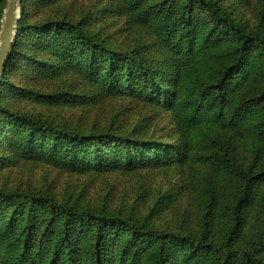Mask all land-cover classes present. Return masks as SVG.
<instances>
[{
	"label": "trees",
	"instance_id": "16d2710c",
	"mask_svg": "<svg viewBox=\"0 0 264 264\" xmlns=\"http://www.w3.org/2000/svg\"><path fill=\"white\" fill-rule=\"evenodd\" d=\"M123 1L138 28L156 38L164 57L99 40L69 12H52V0H21L3 86L23 47L38 49L35 55L66 60L114 95L146 100L155 108L149 121L154 114H167L175 140L157 142L138 135L136 127L70 129L38 117L35 102L26 96L17 109L0 99V169L27 153L101 171L169 165L204 182L211 206L231 216L232 236L244 227L252 233L251 244L217 239L208 220L198 230L177 232L175 214L161 205L158 194L140 212L133 204L131 214L121 217L0 188V264H264V225L256 220L245 225L246 209L255 217L262 208L264 167L245 168L232 155L239 130L264 142V30L248 29L219 0ZM7 5L0 0V32ZM94 6L117 33L120 16L109 5ZM26 91L33 99L65 98L64 93ZM171 196L176 200L175 193ZM182 207L184 220L196 223L195 202L184 198Z\"/></svg>",
	"mask_w": 264,
	"mask_h": 264
},
{
	"label": "rangeland",
	"instance_id": "374dc122",
	"mask_svg": "<svg viewBox=\"0 0 264 264\" xmlns=\"http://www.w3.org/2000/svg\"><path fill=\"white\" fill-rule=\"evenodd\" d=\"M52 1V12H69L70 18L81 21L90 34L98 35L96 38L99 40L105 39L125 48H140L148 54L164 57L156 38L138 28L129 17L123 0H76V6L72 0ZM219 1L248 29L264 30V0ZM94 4L109 5L120 16L121 25L117 33L106 14L97 10ZM20 14L22 17V9ZM37 50L29 51L24 46L23 54L15 58V68L7 77L9 84L4 87L2 81L0 85L3 104L17 109L21 97L26 96L35 102L34 110L38 117L66 128L102 130L111 126L121 131H131L136 127V132L142 137H155L154 141L157 142L175 140L173 123L169 116L166 117L167 114H154L149 121L148 116L155 108L147 107L146 100L135 96L132 99L125 96L127 94L114 95L96 80L85 77L75 65L46 53L35 55ZM40 61L54 65L45 68ZM29 89L44 90L55 95L64 93L65 98L53 100L36 96L33 99L26 91ZM235 136L239 138L232 150L233 157L245 168L253 164L256 169L264 167V142H259L258 138L243 130H239ZM27 154L19 156L13 166L0 169V188L47 195L59 203L68 202L80 209L89 208L121 217L131 214L133 204L140 212L147 205V200L158 194L161 205L175 214L177 232L185 234L198 230L208 220L215 225L217 232L214 236L217 239L228 237L239 246L251 244L252 233L244 227L237 236H232L231 216L226 212L220 215L219 209L211 206L209 187L196 176H185L178 168L148 165L132 170L116 166L105 172L94 166L79 168L59 162L57 158ZM172 193L177 195L174 201L171 200ZM184 198L195 202L199 215L196 223L184 220ZM258 202L262 208L257 216H253V210L246 209V227L253 226L254 220L264 225V196L258 197Z\"/></svg>",
	"mask_w": 264,
	"mask_h": 264
},
{
	"label": "water",
	"instance_id": "95a60500",
	"mask_svg": "<svg viewBox=\"0 0 264 264\" xmlns=\"http://www.w3.org/2000/svg\"><path fill=\"white\" fill-rule=\"evenodd\" d=\"M21 0H8L0 32V85L17 36V23L21 17Z\"/></svg>",
	"mask_w": 264,
	"mask_h": 264
}]
</instances>
